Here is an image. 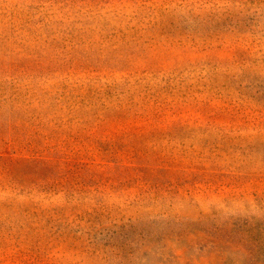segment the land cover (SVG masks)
<instances>
[{"label": "rangeland", "instance_id": "1", "mask_svg": "<svg viewBox=\"0 0 264 264\" xmlns=\"http://www.w3.org/2000/svg\"><path fill=\"white\" fill-rule=\"evenodd\" d=\"M0 264H264V0H0Z\"/></svg>", "mask_w": 264, "mask_h": 264}]
</instances>
